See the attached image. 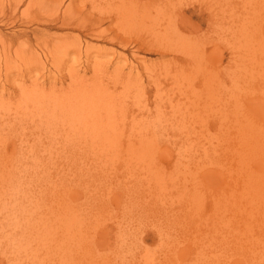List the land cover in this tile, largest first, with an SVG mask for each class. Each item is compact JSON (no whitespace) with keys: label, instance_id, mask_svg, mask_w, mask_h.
Here are the masks:
<instances>
[{"label":"rangeland","instance_id":"rangeland-1","mask_svg":"<svg viewBox=\"0 0 264 264\" xmlns=\"http://www.w3.org/2000/svg\"><path fill=\"white\" fill-rule=\"evenodd\" d=\"M259 28L264 33V0H0V173L5 186L13 178L19 187H5L3 197L15 204L21 190L41 206L33 210L38 220L31 224L58 229L57 238L51 237L56 244L48 234L42 235L46 242L39 233L18 239V220L0 211V227L7 231L5 240L0 237V264H76L79 257V264L264 261V34ZM161 30L169 40L159 36ZM156 43L164 47L154 50ZM5 46L12 54L8 61ZM72 69L88 79L95 78L93 71L104 72V85L121 92L120 103L127 106L124 140L131 130L134 140L155 143L161 168L145 170L155 162L146 153L126 165L119 159L123 148L107 150L108 162L90 151H61L65 139L76 146L79 137L89 144L84 139L91 135L68 134L67 127L58 126L62 109L40 116L45 107L35 95L49 94L56 83L50 94L58 100L71 88ZM35 140L41 144L36 169L29 163L36 152L28 149ZM147 175L157 176L164 194L157 189L153 196H136L138 189L130 184H138L134 177L147 181ZM108 192L121 196L103 209ZM77 204L99 217L77 216L71 208Z\"/></svg>","mask_w":264,"mask_h":264},{"label":"bare ground","instance_id":"bare-ground-1","mask_svg":"<svg viewBox=\"0 0 264 264\" xmlns=\"http://www.w3.org/2000/svg\"><path fill=\"white\" fill-rule=\"evenodd\" d=\"M121 2V1H120ZM180 2V1H179ZM74 4V3H73ZM123 5V4H122ZM70 7H71V5H70ZM69 7V8H70ZM73 7V6H72ZM128 7V6H127ZM135 7V6H134ZM121 8V7H120ZM141 8V7H140ZM126 9V8H125ZM124 9V12H126V10H127V12H126V14L128 13H130L131 11H129L128 9H126L125 10ZM68 10V9H67ZM133 10H135V9H133ZM118 11V10H117ZM129 11V12H128ZM81 12V11H80ZM120 12V11H119ZM147 12H148V10H147ZM146 12V13H147ZM121 13V12H120ZM134 13H135V11H134ZM133 13V14H134ZM144 13V12H143ZM149 13V12H148ZM125 14V13H124ZM125 14V15H126ZM136 14H137V11H136ZM139 14V13H138ZM65 15V14H64ZM70 15H72V14H70ZM122 15V14H121ZM125 15H123V16H125ZM140 15V14H139ZM146 15V14H145ZM145 15L143 16V19L145 18ZM151 15V14H150ZM51 16H53V14L51 15ZM55 16V15H54ZM129 16V15H128ZM128 16H126L127 18H128ZM132 14L130 15V17L129 18H132ZM142 16V15H141ZM140 16V17H141ZM170 16V15H169ZM50 17V16H49ZM56 17H58V16H56ZM64 17V16H63ZM138 17V16H137ZM123 18H125V17H123ZM135 18V17H134ZM147 18V17H146ZM63 19H65V18H63ZM96 19V18H95ZM99 19V18H98ZM133 19V18H132ZM138 19V18H137ZM147 19H151V18H147ZM85 20V19H84ZM102 20H104V19H102ZM125 20H126V18H125ZM134 20V19H133ZM54 21H56L55 19H54ZM67 21V20H66ZM93 21V20H92ZM97 21H99V20H97ZM97 21H94V24L97 22ZM141 21V20H140ZM57 22V21H56ZM69 22V21H68ZM100 22V21H99ZM119 22V21H118ZM65 23V22H64ZM73 23V22H72ZM71 22H70V24H72ZM130 23V22H129ZM141 23H142V21H141ZM140 23V24H141ZM144 23V22H143ZM142 23V24H143ZM152 25H153V23L152 22H150ZM67 24H69V23H67ZM150 24V25H151ZM64 25V24H63ZM93 25V24H92ZM100 25V24H99ZM145 25V24H144ZM149 24H148V26H150ZM151 25V26H152ZM66 26V25H65ZM139 26V25H138ZM147 26V25H146ZM262 26V25H261ZM80 27V26H79ZM132 27V26H131ZM122 28V27H121ZM130 28V27H129ZM141 28V27H140ZM150 28V27H149ZM105 29V28H104ZM124 29V28H123ZM154 29V28H153ZM261 29L262 28H259L258 29V31L259 32H261ZM133 30V29H132ZM144 30V29H143ZM164 30V29H163ZM163 30H161L158 34H159V36L161 35V36H163L164 38L166 37V34L165 35H163L165 32H163L162 33V31ZM167 30V29H166ZM165 30V31H166ZM135 31V30H134ZM154 32H155V30H153ZM99 31H97L96 33H98ZM157 32V31H156ZM168 32V31H167ZM172 32V31H171ZM151 33V32H150ZM162 33V34H161ZM261 33H263V32H261ZM100 34V33H99ZM115 34V33H114ZM157 34V33H156ZM264 34V33H263ZM96 35V34H95ZM117 35V34H116ZM172 35V34H171ZM174 35V34H173ZM181 35V34H180ZM156 37V36H155ZM185 37V36H184ZM156 38H158V37H156ZM169 38L170 37H166L164 40L166 41V39H168L169 40ZM159 39H161V38H159ZM158 39V40H159ZM173 38L171 37V40H172ZM111 40H114L113 38L111 39ZM163 40V39H162ZM163 40V41H164ZM190 41V40H189ZM159 42V41H158ZM160 43V42H159ZM128 44V43H127ZM154 44V43H153ZM152 44V45H153ZM172 45H174L175 44V42L174 43H171ZM187 44V43H186ZM191 44H193V43H191ZM190 44V45H191ZM140 45V44H139ZM158 45V43H156L155 44V46L153 45V49L155 50L156 48V50H161L163 47H162V45H160L162 48H160V46H158V47H156ZM164 45H166V44H164ZM183 46V45H182ZM185 46V45H184ZM64 48H65V46H63ZM80 47V46H79ZM166 47H168V46H165V49H167ZM189 47V46H188ZM4 49H3V52H2V54H5L4 52H6L7 53V51L5 50V48H7V50L9 49L7 46H5V47H3ZM59 48V47H58ZM60 48H62V46L60 47ZM59 48V49H60ZM140 48V47H139ZM185 48H187V47H184V49ZM63 49V48H62ZM62 49H60L61 51H62ZM149 49V48H148ZM164 49V50H165ZM11 50V49H10ZM137 50H139L138 48H137ZM147 50V49H146ZM170 50V49H169ZM194 50V49H193ZM65 51V50H64ZM74 51V50H73ZM78 51V50H77ZM69 53H71V50H69L68 51ZM150 52V51H149ZM162 52V51H161ZM67 53V52H66ZM162 53H166L165 51L164 52H162ZM7 54H9V55H7ZM5 56L3 55V57H4V59L5 58H7V56H9V57H11L12 56V54H10V51H8V53H7ZM14 54H15V52H14ZM62 54V53H61ZM16 55V57H18V55H19V53H17V54H15ZM68 55V54H67ZM70 55V54H69ZM1 56V55H0ZM64 56V55H63ZM7 58L6 60L8 61L10 58ZM12 59V58H11ZM64 59V58H63ZM67 59V58H66ZM59 60V59H58ZM186 60V59H185ZM7 61L5 62V63H7ZM12 61H13V59H12ZM11 60H10V62H12ZM59 61H61V60H59ZM66 60L64 59V60H62V62H61V64H60V62H58L59 63V65H62L63 64V62H65ZM10 62H9V64L8 65H10ZM37 62V61H36ZM97 63V62H96ZM12 65V64H11ZM6 66V65H5ZM8 67V66H7ZM56 67V66H55ZM96 67H98V66H96ZM101 67H102V64H101ZM100 66H99V68H100V71H103V69L101 68ZM202 67V66H201ZM89 68V67H88ZM203 68V67H202ZM90 69V68H89ZM94 69V68H93ZM96 69V68H95ZM107 69V68H106ZM80 70H82V69H80ZM99 70V69H98ZM105 70V69H104ZM116 70H118V69H116ZM120 70V69H119ZM8 71V70H7ZM84 71H86V69L84 70ZM95 74V78L94 79H88V78H86L85 76H83L79 71H76L75 69H72V70H70V72H69V74H68V76H69V78H70V90L69 91H65L64 93H62L61 95H58V100L56 99V97H57V95L55 96V98H52L51 97V95L52 94H50L51 93V91L55 88V84H54V88L52 87H50L51 89H50V93L49 94H37V95H35V97H36V99H37V101H38V103H40L41 105H43V107H45L44 108V111L43 112H41V115L40 116H45V115H47V114H49V113H58L59 111H60V109H62L61 110V115L60 116H58L57 117V125L58 126H64V127H67V133L68 134H75V135H77V136H83V135H91L90 137H88V138H85L84 140L86 141V143L88 142L89 144H82L80 141H81V138L79 137L78 138V143H79V145H76V146H70L69 144L71 143V139L69 138V139H65L64 141H63V148L61 149V151L62 152H65V151H67V150H69V149H78V150H84V151H90V152H93V153H95V156H96V158L99 156V157H101L104 161H106V162H108V159H107V156H108V152H107V150H110V152H114V151H117L119 148H123L124 149V154H123V156H121L119 159H123L125 162H126V165H129L130 166V163L131 162H136L135 161V158L137 157L139 160H141V157L146 153V154H148L149 156L147 157V158H150V160L151 161H155L151 166H149L148 168H146L145 170H148V171H150V170H154L155 169V167H157V168H161L160 167V165H163V164H160L159 162H161V163H163V161H162V159H158L157 158V154L159 153V152H161L160 150V148H158L157 146H156V144L155 143H153L152 141H148L146 138H144V139H139V138H141V133H138L137 132V134H136V136L138 135V137H136V138H138L139 139V141H136V140H134V136L132 137L130 134L132 133L131 132V130L129 131V135H128V138H127V140L125 141L124 139L126 138V136L125 135H122L121 134V132L123 131V127H124V125H126L127 124V122L125 121V119L127 120V116H126V114H127V112H126V114L124 113V111H127V110H124V108H126L124 105H123V103H120V97H121V92H117L118 90L117 89H115V90H111L110 88H109V86H105L104 85V81H103V73H102V76L100 75L101 73H99V75H98V72L97 71H93ZM131 72V71H130ZM8 73V72H7ZM114 73V72H113ZM117 73V72H116ZM121 73V72H120ZM120 75H122V74H120ZM107 76V75H106ZM118 76V75H117ZM125 77V76H124ZM122 77V79H130L128 76L127 77ZM105 78V77H104ZM108 78V77H107ZM106 78V79H107ZM62 79H65V77L64 78H62ZM61 79V80H62ZM121 79V78H120ZM119 79V80H120ZM61 80H60V82H61ZM117 81H118V79H117ZM57 82V81H56ZM59 82V81H58ZM59 82V83H60ZM107 82V81H106ZM125 82H126V80H125ZM213 82H214V80H213ZM107 83H109V82H107ZM112 83V82H111ZM127 83V82H126ZM125 83V84H126ZM177 83H179V82H177ZM35 84V83H34ZM118 84V83H117ZM51 85V84H50ZM51 86H53V85H51ZM178 86V85H177ZM111 87V86H110ZM113 87V86H112ZM111 87V88H112ZM113 88H115V87H113ZM123 88V87H122ZM43 90H45V88H42ZM124 89V88H123ZM4 91H6V90H4ZM47 92H49V91H47ZM47 92H44V93H47ZM211 93H213V91L211 92ZM210 94V93H209ZM213 95V94H212ZM122 97H123V95H122ZM52 101H53V104H51L52 103ZM159 104V103H158ZM160 105V104H159ZM180 105V104H179ZM156 106V105H155ZM46 107H49L50 109L47 111L46 110ZM129 107V106H128ZM179 107V106H178ZM183 107V106H182ZM160 108V107H159ZM186 108V107H185ZM164 110V109H163ZM172 110H174V109H172ZM171 110V111H172ZM148 111V110H147ZM150 111V110H149ZM159 111V110H158ZM161 111V110H160ZM177 111V110H176ZM152 112V111H151ZM162 112V111H161ZM165 112H167V111H165ZM179 112V111H178ZM185 112V111H184ZM194 112V111H193ZM174 113V112H173ZM199 113V112H198ZM1 114V113H0ZM3 114V113H2ZM147 114V113H146ZM153 114V113H152ZM165 114H167V113H165ZM186 114V113H185ZM123 115V116H122ZM183 115V114H182ZM122 116V117H121ZM134 116L135 115H133V118H134ZM184 116V115H183ZM137 117V116H136ZM158 117V116H157ZM161 117V116H160ZM182 117V116H181ZM0 118H1V115H0ZM2 118H3V116H2ZM1 118V119H2ZM4 118H5V115H4ZM138 119V118H137ZM172 119V118H171ZM5 120V119H4ZM97 120V121H96ZM134 120H136L135 118H134ZM142 120L143 119H141V120H137L136 122H137V126L140 128L142 125H144V122H142ZM6 121V120H5ZM119 121V122H118ZM161 121H162V119H161ZM182 121V120H181ZM185 121V120H184ZM133 123H135V125H136V122H134V121H132ZM158 122V121H157ZM183 122V121H182ZM200 122V121H199ZM167 123V122H166ZM176 123H177V121H176ZM180 123V122H179ZM185 123V122H184ZM151 125V124H150ZM183 125V124H182ZM147 126V125H146ZM172 126V125H171ZM163 127V126H162ZM167 127H168V123H167ZM181 127V126H180ZM151 128V127H150ZM184 128V127H183ZM134 129H136V127H134ZM134 129H133V132H134ZM141 129V128H140ZM145 129V128H144ZM154 129V128H153ZM156 129V128H155ZM167 129V128H166ZM173 129V128H172ZM185 129V128H184ZM143 130V129H142ZM146 131V130H145ZM158 131V130H157ZM167 131V130H166ZM173 131H174V129H173ZM143 132V131H142ZM150 132H152V131H150ZM168 132V131H167ZM148 133V132H147ZM156 133V132H155ZM157 134V133H156ZM203 136V135H202ZM155 137H157V136H155ZM171 138V137H170ZM202 138V137H201ZM59 140H63V138H58ZM187 140V139H186ZM191 140V139H190ZM188 141V142H190V143H194V142H192V141ZM196 141H199L198 139L196 140ZM195 141V144L196 145H199V143L198 142H196ZM125 142V143H124ZM183 144V143H182ZM195 144H193V145H195ZM189 145V144H188ZM193 145L192 144H190V146L192 147V148H194L193 147ZM82 146V147H81ZM156 146V147H155ZM203 146H206L205 144H203ZM180 147H181V145H180ZM182 147H183V145H182ZM181 147V148H182ZM199 147V146H198ZM185 148H186V146H185ZM187 148H189V147H187ZM186 148V149H187ZM195 148H197V147H195ZM17 149V148H16ZM28 149L29 150H31V151H35L36 153L35 154H33L31 157H30V162L29 163H31V165H32V167L34 168V169H36L38 166H39V164H40V159H41V156H40V153H41V144L40 143H38L36 140L34 141V143H33V145H30L29 147H28ZM184 149V148H183ZM190 149V148H189ZM185 150V149H184ZM191 150V149H190ZM193 150V149H192ZM99 151L101 152V153H99ZM178 151H180V150H178ZM183 151V150H182ZM195 151H196V149H195ZM204 152H205V149L203 150ZM103 152V153H102ZM104 152H106V153H104ZM184 152V151H183ZM185 152H186V150H185ZM184 152V153H185ZM189 152V151H188ZM53 153V152H52ZM125 153L128 155V157H127V159H125V157H126V155H125ZM152 153V154H151ZM179 153V152H178ZM181 153V152H180ZM187 153V152H186ZM191 153H193V151H191ZM191 153H190V155H191ZM143 154V155H142ZM168 156V158L169 157H172V154H169V153H166ZM187 154H189V153H187ZM204 154H208V152H206V153H204ZM186 155V154H185ZM189 155V156H190ZM201 155V154H200ZM145 156V158H146V155H144ZM143 156V157H144ZM180 156V155H179ZM178 155H177V157H179ZM182 156V155H181ZM142 157V158H143ZM182 157H184V156H182ZM186 157V156H185ZM184 157V158H185ZM179 159V158H178ZM139 160H137V161H139ZM143 160V159H142ZM181 160V159H180ZM196 160V159H195ZM146 161V159H144V162ZM143 162V163H144ZM148 162V161H147ZM180 162V161H179ZM182 163H184L183 161H181ZM180 162V163H181ZM193 162V161H192ZM189 163V162H188ZM137 166V165H136ZM154 167V169H152ZM137 168H139V167H137ZM152 173V172H151ZM128 174H130V173H128ZM102 176H104V174H102ZM137 181H138V184H130V185H135L136 187H137V189H138V191H137V193H136V196H138V192H140V193H143V194H146V195H148V196H153V193H154V191L155 190H157V189H159V191H160V193L161 194H164V191L166 190V188H164V187H161L160 185L162 184V182H160V181H158V179H157V176H155V178L153 177L152 178V176L151 175H147V176H145L144 177V179L145 180H147V181H144V180H141V179H138V177H134ZM5 179V177H3V175L0 173V204H1V206L3 207L2 209H0V211L1 212H3V211H8V217H7V219H12V220H18V224H19V226L17 227V224H16V226H14V224H13V226H14V228L16 227V228H18V229H16V230H19L21 233H20V235H19V237L20 238H18V239H26V237L27 236H32V235H34V233H39V234H41V238H44V236L45 237H49L50 236V238L51 237H53L54 238V236L58 233H55L56 232V230H58L57 228H55V227H53L52 226V223H49L48 225H41V226H37V225H33V224H31L32 222H35V221H37L38 220V217L33 213V210H35V209H39L41 206L39 205V203H37V204H35V205H33L32 204V202H30V201H28V198L27 197H23V195H22V192H21V190L19 191V192H17V194L16 195H18L19 193H21V197L19 198L20 199V202H18L17 200H15V204H12V202L9 200L8 201V199L7 198H4L3 197V192H6V191H4V190H6V188L5 187H7V188H9V189H12L13 191L15 190V191H18L17 189H19V187H17L15 184H14V182L12 181V179L13 178H7V181L8 182H10V184H7L6 183V186H5V184L3 183V180ZM252 180H256L255 178H252ZM5 181H6V179H5ZM204 182V181H203ZM13 184V186H12V184ZM146 184H148V186L149 187H151V184H154L156 187L154 188V189H152V190H146L145 188H144V186L146 185ZM203 185V184H202ZM9 191V190H8ZM9 193V192H8ZM11 193V192H10ZM20 195V194H19ZM13 196V195H12ZM118 196H121V195H117L116 197H118ZM106 197V200H107V202H105V205L103 206V209H105V208H111V206H110V204H112V203H114V199L116 198V197H114V198H112L111 197V192H108L107 194H104V198ZM12 198V197H11ZM10 198V199H11ZM148 198H150V197H148ZM13 199H15V198H13ZM196 199V198H195ZM102 200H104L103 198H102ZM8 201V202H7ZM4 202V203H3ZM227 203V202H226ZM225 203V204H226ZM228 204V203H227ZM118 205L120 206L121 205V203H120V201L118 202ZM216 205V204H215ZM226 205H224V207H225ZM124 207H126V205H124ZM219 207V206H218ZM71 208H72V210H74V212L76 213L77 211H78V213H77V216H85V217H88V218H91V217H99V213H94L93 212V210H91L89 207H82L81 205H72L71 206ZM217 208V207H216ZM221 208H222V206H221ZM232 209H234V208H229V211L230 210H232ZM9 210H12V211H9ZM25 211V212H24ZM31 211V214H29V212ZM118 211V210H117ZM218 211V210H217ZM227 211H228V209H227ZM116 212V211H115ZM224 212V211H223ZM230 212H232V211H230ZM10 213V214H9ZM221 213V212H220ZM227 213V212H226ZM233 213V212H232ZM235 213V212H234ZM122 214V213H121ZM11 215V216H10ZM215 215V214H214ZM10 223V222H9ZM11 223H12V221H11ZM8 228H10V226L8 227ZM36 228V229H35ZM216 230H217V228H216ZM9 231H10V229H9ZM13 231V230H12ZM3 233L6 235L7 234V231H6V229H5V226L3 225H1V227H0V237H3L4 238V240H5V236L3 235ZM12 233V232H11ZM28 233V234H27ZM30 233V234H29ZM47 234L49 235V236H47ZM55 234V235H54ZM10 234H8V236H9ZM12 235V234H11ZM17 235V236H18ZM22 235V236H21ZM42 235H44V236H42ZM54 235V236H53ZM94 236H97L98 238H101V237H103L104 235H100L99 233H95V235ZM119 236H121V237H125V235L124 234H119ZM7 237V236H6ZM10 237V236H9ZM12 237V236H11ZM36 237V236H35ZM8 238V237H7ZM47 238H44V241H45V239H47ZM53 238H51V239H49V241L51 240L52 242H54V240H53ZM57 238V237H56ZM56 238H54V239H56ZM2 239V238H1ZM0 239V240H1ZM29 239H30V237H29ZM3 240V239H2ZM3 240V241H4ZM7 240V239H6ZM48 240V239H47ZM13 241V240H12ZM21 241V240H20ZM27 241H29L28 240V238H27ZM31 241V240H30ZM29 241V242H30ZM48 241V242H49ZM50 241V242H51ZM254 241V240H253ZM14 242V241H13ZM22 242V241H21ZM20 242V243H21ZM28 242V243H29ZM46 242V241H45ZM252 242V241H251ZM55 243V242H54ZM83 243L85 244V240L83 241ZM83 243H81L82 245H83ZM1 244V243H0ZM23 243H21V244H19V245H22ZM38 244V243H37ZM40 244V243H39ZM38 244V245H39ZM56 244V243H55ZM80 244V245H81ZM26 245H28L27 244V242H26V244H24L23 245V247H25ZM81 245V246H82ZM80 246V248H84V245H83V247H81ZM37 247V246H36ZM54 247H55V245H54ZM254 247V246H253ZM256 247V246H255ZM260 247V246H259ZM26 248H28V247H26ZM262 248V247H261ZM258 249H260V248H258ZM250 250V249H249ZM38 251V250H37ZM260 251V250H259ZM264 251V250H263ZM252 252V251H251ZM261 252V251H260ZM248 253H249V251H248ZM253 253V252H252ZM256 253V252H255ZM259 254V253H258ZM257 254V255H258ZM55 255H56V253H55ZM60 254H58V256H59ZM262 255V254H261ZM84 256V255H83ZM71 257H73V256H70L69 258L71 259ZM248 257L249 256H247L246 255V258H247V260H249L248 259ZM251 257V256H250ZM262 257H264V256H262ZM261 257V259H263ZM6 258V257H5ZM76 258V257H75ZM78 258V257H77ZM253 258V257H252ZM58 259V258H57ZM254 259H255V257H254ZM253 259V260H254ZM260 259V258H259ZM260 259V260H261ZM44 260V259H43ZM59 260H61V258H59ZM67 260H69L68 259V257H67ZM72 260H73V258H72ZM246 260V261H247ZM258 260V259H257ZM51 261H53V260H51ZM79 261H81V258L79 257ZM78 261V262H79ZM251 261V259L249 260V262ZM256 261V260H255ZM259 261V260H258ZM7 262V261H6ZM76 263V264H79V263ZM74 263V262H73ZM72 263V264H73ZM257 264V263H256ZM260 264H264V261L263 260H261V262H260Z\"/></svg>","mask_w":264,"mask_h":264}]
</instances>
